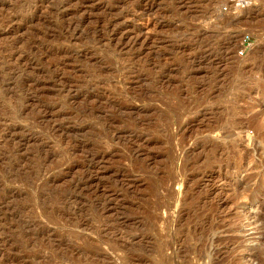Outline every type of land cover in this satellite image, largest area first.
Returning <instances> with one entry per match:
<instances>
[{
    "label": "rangeland",
    "instance_id": "374dc122",
    "mask_svg": "<svg viewBox=\"0 0 264 264\" xmlns=\"http://www.w3.org/2000/svg\"><path fill=\"white\" fill-rule=\"evenodd\" d=\"M0 264H264V0H0Z\"/></svg>",
    "mask_w": 264,
    "mask_h": 264
},
{
    "label": "bare ground",
    "instance_id": "6f19581e",
    "mask_svg": "<svg viewBox=\"0 0 264 264\" xmlns=\"http://www.w3.org/2000/svg\"><path fill=\"white\" fill-rule=\"evenodd\" d=\"M108 22V21H107ZM111 23V22H110ZM149 23L147 22L146 24H145V26H147ZM103 29V28H102ZM118 37V36H117ZM118 38H120V36L118 37ZM113 39V38H112ZM123 39V38H122ZM132 42V41H131ZM118 45H122L124 42L123 41H121V40H119L118 42ZM133 43H135V41L133 42ZM125 44V43H124ZM130 45V44H129ZM244 198V197H243ZM246 199V198H245ZM249 199V198H248Z\"/></svg>",
    "mask_w": 264,
    "mask_h": 264
}]
</instances>
